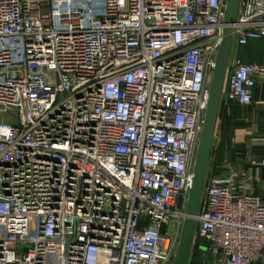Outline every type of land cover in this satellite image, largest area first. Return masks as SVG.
<instances>
[{
  "label": "built area",
  "instance_id": "2783aa9c",
  "mask_svg": "<svg viewBox=\"0 0 264 264\" xmlns=\"http://www.w3.org/2000/svg\"><path fill=\"white\" fill-rule=\"evenodd\" d=\"M227 4L0 0V264H175L218 50L264 39ZM258 78L228 63L219 112ZM262 192L263 156L209 160L189 264H264Z\"/></svg>",
  "mask_w": 264,
  "mask_h": 264
},
{
  "label": "crops",
  "instance_id": "0c3cea01",
  "mask_svg": "<svg viewBox=\"0 0 264 264\" xmlns=\"http://www.w3.org/2000/svg\"><path fill=\"white\" fill-rule=\"evenodd\" d=\"M237 59L245 64L264 65V40L233 48L229 63ZM253 96L251 106H233L230 116L219 112L210 161L215 158L218 162L227 159L245 166L251 154L264 157V143L256 142L264 139V78H258ZM261 194L264 195V192Z\"/></svg>",
  "mask_w": 264,
  "mask_h": 264
},
{
  "label": "water",
  "instance_id": "95a60500",
  "mask_svg": "<svg viewBox=\"0 0 264 264\" xmlns=\"http://www.w3.org/2000/svg\"><path fill=\"white\" fill-rule=\"evenodd\" d=\"M239 2L240 0H228L225 25H232L235 22L239 11ZM231 50L232 38L231 36L227 35L222 41L217 54L216 67L210 86L208 107L205 114L203 129L195 160L192 189L189 195L187 206V217L185 218L182 227L175 264H189L196 226L195 220L198 214L204 181L207 173Z\"/></svg>",
  "mask_w": 264,
  "mask_h": 264
},
{
  "label": "rangeland",
  "instance_id": "374dc122",
  "mask_svg": "<svg viewBox=\"0 0 264 264\" xmlns=\"http://www.w3.org/2000/svg\"><path fill=\"white\" fill-rule=\"evenodd\" d=\"M233 46H235V45H233ZM263 47V46H262ZM229 60H230V58H229ZM245 64V63H244ZM204 262L202 261V260H200V263L199 264H203Z\"/></svg>",
  "mask_w": 264,
  "mask_h": 264
},
{
  "label": "trees",
  "instance_id": "16d2710c",
  "mask_svg": "<svg viewBox=\"0 0 264 264\" xmlns=\"http://www.w3.org/2000/svg\"><path fill=\"white\" fill-rule=\"evenodd\" d=\"M263 40H264V39H263ZM248 44H249V43H248ZM248 44H247V45H248ZM247 45H246V46H247ZM246 46H244V47H246Z\"/></svg>",
  "mask_w": 264,
  "mask_h": 264
}]
</instances>
